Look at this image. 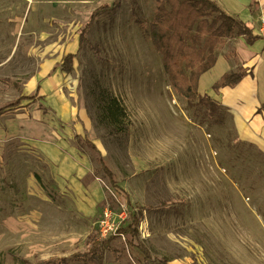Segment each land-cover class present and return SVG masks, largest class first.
Masks as SVG:
<instances>
[{"label": "rangeland", "instance_id": "obj_1", "mask_svg": "<svg viewBox=\"0 0 264 264\" xmlns=\"http://www.w3.org/2000/svg\"><path fill=\"white\" fill-rule=\"evenodd\" d=\"M43 1H32L23 22L26 0H0V107L33 95L28 86L41 59L32 49L60 40L59 54L68 53L90 12L107 4L85 31L58 94L72 106L82 103L92 140L131 202L110 188L98 155L87 147L76 155L95 171L104 200L94 217L72 207L79 200L75 187L69 181L66 190L57 186L36 142L18 136L19 122L40 109L23 100L0 114V264L53 257L82 264L73 255L87 250L89 234L101 240L105 208L115 229L106 237L103 264H264V155L240 140L225 110L212 112L209 103L173 88L149 38L157 0H76V8L73 0H52V9ZM38 3V31L31 35ZM205 13L208 21L218 17ZM229 40L214 54L232 56ZM110 99L122 110L116 122L105 111ZM43 120L56 140L70 138L74 122L50 110ZM133 214L139 220L135 238L130 231L115 233Z\"/></svg>", "mask_w": 264, "mask_h": 264}, {"label": "crops", "instance_id": "obj_2", "mask_svg": "<svg viewBox=\"0 0 264 264\" xmlns=\"http://www.w3.org/2000/svg\"><path fill=\"white\" fill-rule=\"evenodd\" d=\"M32 1L26 0L27 4L23 10V22L25 11L29 5L31 8ZM75 1H72L74 8H76ZM212 1L226 14L244 23L252 31L253 35L258 36L259 19L261 15L264 16V0ZM43 3L48 9L56 7L55 2L52 0H45ZM81 4L86 5L88 3L86 0H82ZM35 10L37 11V15L31 20L33 24L31 31H29L31 35L38 31L37 21L40 20L39 17L41 15L39 3ZM35 21L36 24H34ZM80 30L78 31L76 40L72 41L68 53L64 55L59 54L61 50L60 40H54L50 45L42 49L36 48L30 51L32 54H35L36 58L41 59L39 72L36 73L28 86L30 90H33L32 96H34V100H32V103L38 102V107H40L37 112H33L32 116L35 114L36 122L43 124L48 130L42 132L40 137H25L19 135V132L18 136L30 140L32 143L36 142L35 145H37L40 154L53 166V170L56 171V173L54 171V174L58 183V185L56 184L57 186L66 190L65 187L69 181L75 187V198L79 200L74 202L72 207L75 206L78 212L85 217H94L93 214L96 211L95 207L97 203H102L104 200L103 193L96 182L97 176L94 175V172L90 173V171H87L86 161L83 163L78 159L76 154L80 149L74 140L75 136L88 139L99 151L96 143L92 140L91 121L82 103L78 102L76 107L72 106L65 98H61L60 94H58L60 83L64 76L67 75L61 71V65L67 55H75L77 53ZM229 41H231V50L234 54L229 56L227 51H225L224 54L216 55L214 66L200 76L197 92L202 96L207 95L223 107L230 115L240 140L252 144L264 155V111L261 109L264 103V40H256L251 45H247L242 37ZM49 54H56L57 58L48 59L46 55ZM239 68L245 69L247 74L235 86L224 87L218 91L212 90L213 84L222 75L236 72ZM28 96L30 95L22 97ZM47 110L56 112L62 121L66 119L75 123H73L74 126L71 129V136L66 142L56 140L53 137V127L50 123L44 122L43 117L46 115ZM82 111L84 117L81 115ZM30 119L28 118V120ZM87 124L89 125L88 127ZM45 134L47 135L44 136ZM69 141L75 144L73 145ZM99 153L102 156L100 151ZM74 172L77 173L76 178L72 177ZM123 192L125 191L123 190ZM128 197L130 196L128 195Z\"/></svg>", "mask_w": 264, "mask_h": 264}, {"label": "trees", "instance_id": "obj_3", "mask_svg": "<svg viewBox=\"0 0 264 264\" xmlns=\"http://www.w3.org/2000/svg\"><path fill=\"white\" fill-rule=\"evenodd\" d=\"M106 5H101L93 10L89 20L80 30L77 53L75 55H67L61 65V71L65 74L69 75L72 72L73 60L80 53L85 31L91 26L94 16L99 11L107 9L108 6ZM206 10H211L218 17L208 21ZM218 22L219 24L217 25ZM235 37H242L247 45L262 39L253 35L252 31L240 20L232 18L222 11L212 0H157L153 18L149 24V38L155 51L162 55V65L164 71L170 75L169 79L173 88L186 99L194 100L200 98L202 102L209 103L212 112L225 109L207 95H199L197 92L198 80L201 75L214 66L216 62L214 52L217 45L221 44L225 39H233ZM183 68L189 71L187 75H185ZM246 74V70L242 68H239L236 72L224 74L213 84L212 90L218 91L224 87H233ZM23 100L32 101L34 96L21 97L17 103L0 107V114L3 110L15 108ZM261 109L264 111V103ZM105 111L111 122H116L119 115L122 114V110L114 99H110ZM74 140L80 150L88 147L91 152H95L98 155V163L104 173L103 175L107 178L110 188L118 193H123L130 204V197L118 186L115 176L107 168L103 157L93 143L79 136H75ZM138 221L137 214H133L126 223L117 228L115 233L125 235L130 231L128 237L134 239L133 233H137L136 226ZM88 238L87 250L81 254L73 255V258L82 264H103V249L109 239L101 238L100 241H97L93 233L92 235L89 234ZM136 247L144 254L147 253L141 245H136ZM64 262L65 259L63 258L53 257L41 260L39 263L63 264Z\"/></svg>", "mask_w": 264, "mask_h": 264}, {"label": "built area", "instance_id": "obj_4", "mask_svg": "<svg viewBox=\"0 0 264 264\" xmlns=\"http://www.w3.org/2000/svg\"><path fill=\"white\" fill-rule=\"evenodd\" d=\"M257 35L264 40V16L261 15L259 19V28ZM99 224V235L101 238H106L114 232V225L112 223V213L105 208L101 214V218L98 221Z\"/></svg>", "mask_w": 264, "mask_h": 264}, {"label": "bare ground", "instance_id": "obj_5", "mask_svg": "<svg viewBox=\"0 0 264 264\" xmlns=\"http://www.w3.org/2000/svg\"><path fill=\"white\" fill-rule=\"evenodd\" d=\"M81 115H83V111L81 112ZM89 125L87 124V127ZM48 128H46L43 124L36 122V115L34 114L32 116V119L27 121H20L19 122V135L21 136H27V137H40L42 132H46ZM45 134L44 136H46Z\"/></svg>", "mask_w": 264, "mask_h": 264}]
</instances>
